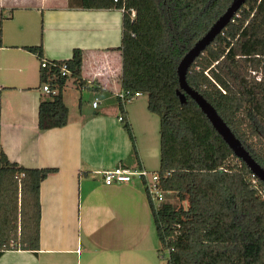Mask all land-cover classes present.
<instances>
[{"label": "trees", "instance_id": "obj_1", "mask_svg": "<svg viewBox=\"0 0 264 264\" xmlns=\"http://www.w3.org/2000/svg\"><path fill=\"white\" fill-rule=\"evenodd\" d=\"M230 2L78 0L82 8L122 9L121 87L145 95L148 111L159 120V186L179 201L155 207L148 200L162 264H264L263 183L233 154L196 102L187 94L181 102L176 93L179 60ZM25 48L39 62L44 58L41 44ZM46 60L40 83L47 80L58 91L38 102L40 130L67 123L62 90L69 77L78 88L86 85L80 48L74 47L69 58ZM63 61L68 76L60 75ZM185 78L264 169V0H245L194 58ZM123 106L118 99L122 127L137 155ZM57 170L11 161L0 146V254L40 248V182Z\"/></svg>", "mask_w": 264, "mask_h": 264}, {"label": "crops", "instance_id": "obj_2", "mask_svg": "<svg viewBox=\"0 0 264 264\" xmlns=\"http://www.w3.org/2000/svg\"><path fill=\"white\" fill-rule=\"evenodd\" d=\"M77 4L0 0V146L21 165L58 168L40 182V248L4 250L0 264H162L141 182L105 184L100 172L118 164L156 171L159 120L143 94L124 104L134 155L116 97L122 89V9ZM38 44L46 59L69 58L74 47L83 52L86 85L78 88L67 79L62 95L68 119L62 127L37 126L38 102L47 94L40 87L38 58L25 46ZM82 90L90 93L86 103Z\"/></svg>", "mask_w": 264, "mask_h": 264}, {"label": "water", "instance_id": "obj_3", "mask_svg": "<svg viewBox=\"0 0 264 264\" xmlns=\"http://www.w3.org/2000/svg\"><path fill=\"white\" fill-rule=\"evenodd\" d=\"M245 0H231L226 9L211 24L208 30L185 52L177 65L179 88L176 93L181 102L185 101L186 94L189 95L205 114L212 127L227 143L233 154L241 159L264 185V169L257 163L248 151L243 147L239 139L231 131L230 127L220 117L215 108L196 90L192 89L186 81L185 75L188 67L203 49L209 45L215 36L232 19L237 9Z\"/></svg>", "mask_w": 264, "mask_h": 264}, {"label": "built area", "instance_id": "obj_4", "mask_svg": "<svg viewBox=\"0 0 264 264\" xmlns=\"http://www.w3.org/2000/svg\"><path fill=\"white\" fill-rule=\"evenodd\" d=\"M131 15H134V11H131ZM40 67H46L49 62L46 59H42L40 62ZM60 75L68 76L70 75V70L66 62H61L59 65ZM41 90L45 94H55L58 91L56 86H51L49 81L42 80L40 84ZM141 93L138 91H133L129 88H122L120 91L116 93V97L119 101L124 105L127 101L132 100ZM92 106L96 107L98 101L95 99L92 101ZM118 120H122V115H118ZM102 174L103 182L105 184H113V183H121L128 182L132 179H138L144 189L147 199L157 207L160 203L165 201L164 195L165 191H163L160 186V176L156 171H149L143 167H127L118 164L114 167L105 169L100 171Z\"/></svg>", "mask_w": 264, "mask_h": 264}, {"label": "rangeland", "instance_id": "obj_5", "mask_svg": "<svg viewBox=\"0 0 264 264\" xmlns=\"http://www.w3.org/2000/svg\"><path fill=\"white\" fill-rule=\"evenodd\" d=\"M43 27H44V19H41V29H42V34H43ZM68 83H70V84H73V82L71 81V77H69L68 78ZM81 93H82V99H83V102H87L88 100H89V97H90V93L87 91V90H82L81 91ZM81 93H79V94H81ZM77 94H78V92H76V96H77ZM146 96L145 95H142L141 96V99H146L145 98ZM69 105V104H68ZM71 106V105H70ZM157 117V116H156ZM164 198H165V201H167V202H170V203H173L174 205H177L178 203H179V201L177 200V198H176V196H175V194L173 193V194H167L166 195V193H165V195H164ZM164 201V202H165ZM184 203V205H185V202H183ZM165 256H166V253H165ZM162 260V259H161Z\"/></svg>", "mask_w": 264, "mask_h": 264}]
</instances>
